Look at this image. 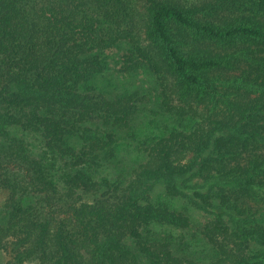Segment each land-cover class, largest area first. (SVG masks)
<instances>
[{"label":"trees","instance_id":"trees-1","mask_svg":"<svg viewBox=\"0 0 264 264\" xmlns=\"http://www.w3.org/2000/svg\"><path fill=\"white\" fill-rule=\"evenodd\" d=\"M261 42L264 0H0L6 264H264Z\"/></svg>","mask_w":264,"mask_h":264},{"label":"rangeland","instance_id":"rangeland-1","mask_svg":"<svg viewBox=\"0 0 264 264\" xmlns=\"http://www.w3.org/2000/svg\"><path fill=\"white\" fill-rule=\"evenodd\" d=\"M253 49H254V55L256 56H260L263 59V63L257 65L255 64V66L253 65L252 67V73L251 76L256 79L258 81H263L264 80V42L261 43H254L253 44ZM247 64H243V67H246ZM111 85H114V89H118V90H122L124 88V86L127 87H131V89H133L134 87L138 86V85H142L143 87L146 88V90L148 88L152 87V81L150 80L149 82L144 79L141 75H135V77L133 79H130L129 77H122L119 76L117 78H114L113 80H111ZM123 86V88H122ZM121 87V88H120ZM154 133L160 134L158 131H154ZM131 152L128 151L126 154L121 155L124 158L129 160V156H130ZM8 197V190L5 188L0 187V210H2L4 203L6 202ZM161 197H163L164 200H168L169 197L165 194H161ZM251 204H253L252 206L256 209L259 207L260 203H256L254 200H251ZM12 257V253L10 251L9 246H7L4 249H0V259L2 260V262L4 264H6Z\"/></svg>","mask_w":264,"mask_h":264}]
</instances>
